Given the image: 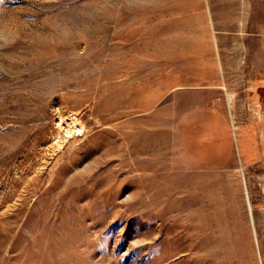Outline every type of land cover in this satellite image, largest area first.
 I'll use <instances>...</instances> for the list:
<instances>
[{"label":"rangeland","instance_id":"374dc122","mask_svg":"<svg viewBox=\"0 0 264 264\" xmlns=\"http://www.w3.org/2000/svg\"><path fill=\"white\" fill-rule=\"evenodd\" d=\"M205 1L0 0V264H264V0ZM208 44L240 98L196 144L162 65Z\"/></svg>","mask_w":264,"mask_h":264},{"label":"crops","instance_id":"0c3cea01","mask_svg":"<svg viewBox=\"0 0 264 264\" xmlns=\"http://www.w3.org/2000/svg\"><path fill=\"white\" fill-rule=\"evenodd\" d=\"M194 12L190 13V17L195 23L202 26H213L220 24H248L249 10L247 6H240L238 8L227 7L221 3L207 0L202 2L194 8ZM233 18V20L224 21L223 19ZM206 40L209 42L213 40L214 33L206 34ZM197 39V38H191ZM168 50L170 49L167 47ZM208 58L206 64L198 62V54L192 55L195 59L190 61V64H182L184 58L176 54L173 56L171 51H165L166 56L163 57L162 72L164 80L162 81V88L165 89L163 97H169V103L172 105L171 110L174 114V120L180 121L179 127L185 125V121L191 119L193 122L191 128L193 131V143L198 144L199 136L198 130L202 127L201 119L208 121H217L220 128H225V114L217 106H222L225 103L232 105L239 103V94L232 92V101L229 102L228 93L235 89H239V84H234L229 79H224L223 66L216 63L214 54H212L211 44H208ZM156 55V51H154ZM160 53H158V56ZM173 58L176 62L173 65ZM153 72H156V64L153 66ZM156 80V76H154ZM236 85V86H235ZM191 112L186 114L188 109ZM217 125V126H218ZM228 135V134H227ZM214 136V135H213ZM229 138V136H228ZM223 141V138H222ZM230 151V141L226 145Z\"/></svg>","mask_w":264,"mask_h":264},{"label":"bare ground","instance_id":"6f19581e","mask_svg":"<svg viewBox=\"0 0 264 264\" xmlns=\"http://www.w3.org/2000/svg\"><path fill=\"white\" fill-rule=\"evenodd\" d=\"M244 197H245V201H246V205H247L249 223H250V227H251L250 229L253 233L254 239L256 240V242H258V238H257L258 236H257V232H256V222H255L254 215L252 212V205L250 203L249 191H248V187H247L246 183L244 184Z\"/></svg>","mask_w":264,"mask_h":264}]
</instances>
